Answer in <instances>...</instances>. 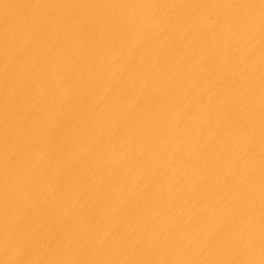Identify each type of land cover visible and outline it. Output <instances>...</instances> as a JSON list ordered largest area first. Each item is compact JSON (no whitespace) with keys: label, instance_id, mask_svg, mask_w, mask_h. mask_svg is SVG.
I'll return each mask as SVG.
<instances>
[{"label":"water","instance_id":"obj_1","mask_svg":"<svg viewBox=\"0 0 264 264\" xmlns=\"http://www.w3.org/2000/svg\"><path fill=\"white\" fill-rule=\"evenodd\" d=\"M0 264H264V0H0Z\"/></svg>","mask_w":264,"mask_h":264}]
</instances>
